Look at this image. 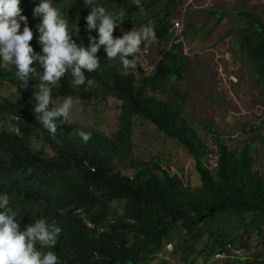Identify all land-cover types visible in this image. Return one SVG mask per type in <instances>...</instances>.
<instances>
[{"label": "trees", "instance_id": "16d2710c", "mask_svg": "<svg viewBox=\"0 0 264 264\" xmlns=\"http://www.w3.org/2000/svg\"><path fill=\"white\" fill-rule=\"evenodd\" d=\"M95 1L112 12L117 11L110 6L125 11L127 17L115 28L114 37L151 22L159 57L148 73L139 63L135 70H125L119 57L109 61L102 47L97 53L100 67L94 72L85 70V84H71L69 71L50 86L52 98L62 102L66 95L80 100L95 98L99 96L96 87L102 95L119 100V125L112 137L87 127L70 126L62 119L55 121L58 128L53 137L34 113L32 91L35 93L39 79L30 76L25 87L16 75L0 70V87L16 86L20 98L0 96V116L13 125V130L0 129V194H9L21 230L41 217L55 220L62 229L57 245L42 251H54L59 264H148L164 242H172L185 252L183 264H206L216 254L230 255L226 245L246 248L254 233L262 235L264 248V175L253 170L249 146L230 149L223 133L211 127L208 131L213 147L207 146L183 114L185 94L166 84L184 78V56L176 46H163L171 38L169 16L176 0H141L143 13L133 0ZM159 1L163 2L159 11L138 19ZM41 3L25 0L21 14L28 17ZM82 14L85 19L89 12ZM228 14L247 23L249 30L240 47L246 49L255 63L256 77L264 82V22L244 10ZM188 26L190 22L185 23ZM79 27V35L73 33L78 44L87 47L89 35L98 38V30L89 33L87 23ZM33 48L42 52L39 47ZM33 66L43 71L38 62ZM135 118L148 121L158 134L175 139L185 148L194 161L199 186L184 185L177 175L162 168L161 160L131 157ZM79 130L92 132L86 144L77 135ZM258 133L264 147V133ZM212 157L215 174L208 162ZM85 220L93 227H88ZM236 263L249 264L246 259ZM254 263L264 264V256L257 254Z\"/></svg>", "mask_w": 264, "mask_h": 264}, {"label": "rangeland", "instance_id": "374dc122", "mask_svg": "<svg viewBox=\"0 0 264 264\" xmlns=\"http://www.w3.org/2000/svg\"><path fill=\"white\" fill-rule=\"evenodd\" d=\"M24 1L20 0V7ZM162 1L138 19L142 20L159 11L163 6ZM50 2L69 21L70 33L78 34L79 25L87 23L82 13H90L91 8L86 6L85 0ZM94 4L102 5L95 0ZM175 6L169 19L171 24L178 21L180 27L169 32L171 35L173 32L181 35L191 51L186 55L180 51L184 56L181 60L184 78L180 81H167L166 84L185 94L183 114L194 126L202 142L210 148L213 147L212 134L208 131V127H211L223 133L230 149L239 150L244 144L248 145L254 159L253 170L264 175V147L257 136L258 132L264 133V82L256 77L255 63L246 49L240 47L243 36L249 30L247 23L233 14H228V11L244 10L252 12L264 22V0H176ZM110 8L117 12L121 10L120 7ZM105 9L112 12L111 9ZM126 17L125 13L124 19ZM41 20V17L33 14L28 16V25L34 33L30 43L42 51L37 29ZM186 22H190L191 26L185 27ZM23 27L21 22V33ZM163 46L166 47V44ZM158 57V47L153 43L140 51L138 63L148 73ZM3 69L16 77L17 69L14 65L0 68L1 71ZM96 88L100 90L99 87ZM96 88L93 90H97ZM27 89L31 90L30 86ZM16 90L14 85L3 84L0 87V96L18 100L20 98ZM99 90V96L82 99L74 104L67 123L112 137L118 129L121 102L110 94L102 95ZM32 94L34 95L33 91ZM56 98L58 103H62L58 97L54 99ZM3 127L13 130L12 123L2 120L0 116V129ZM132 141L131 157L149 162L161 160L164 163L162 168L171 175H177L184 185L191 188L199 186L193 159L175 139L158 134L148 121L135 118ZM208 162L211 172L215 174V158H209ZM116 210L120 211L119 207ZM262 240V235L254 233L247 240L246 248L226 246L230 255L212 258L214 260L206 264H237L239 259L255 264L257 254L264 256ZM201 246V243L197 244V251ZM194 254L188 256L187 261ZM152 256L148 264H183L187 258L185 252L175 248L172 242H164V247L155 250ZM196 263L201 264L200 261Z\"/></svg>", "mask_w": 264, "mask_h": 264}, {"label": "clouds", "instance_id": "9594fccd", "mask_svg": "<svg viewBox=\"0 0 264 264\" xmlns=\"http://www.w3.org/2000/svg\"><path fill=\"white\" fill-rule=\"evenodd\" d=\"M133 3L141 13L145 11L141 0H133ZM85 4L91 8L85 18L87 31L91 33L92 30H98V38L89 35L90 44L87 47L73 39L69 21L62 17L50 0H42L33 13L35 17L42 18L37 25L42 52L37 53L30 43L34 33L28 25V17L21 14L20 0H0V67L14 65L17 69L16 76L25 87L30 76L41 81L38 86L35 85L34 113L36 120L53 137L58 128L55 121L62 119V123L68 122L69 113L74 104L80 102V98L66 95L63 102L58 103L57 98H52L53 91L49 85H55L69 71L73 78L71 84H85V70L94 72L100 67L101 59L97 53L102 47L109 61L119 57L125 70H135L141 45L147 48L158 39L151 22L142 25L140 29L134 27L131 31H124L122 37H114L115 28L125 20V11L121 9L119 12H109L104 6L94 4V0H85ZM21 22L24 24L22 33ZM179 37L184 42L183 37ZM174 38L173 32L166 48L176 46L183 53L182 41L174 44ZM34 62H38L42 72L33 66ZM77 135L85 144L92 138L90 131L79 130ZM17 215V211L10 207L9 194H0V264H59L58 255L54 251H42L57 245L62 232L57 222H49L41 217L29 223L26 230H21Z\"/></svg>", "mask_w": 264, "mask_h": 264}, {"label": "built area", "instance_id": "2783aa9c", "mask_svg": "<svg viewBox=\"0 0 264 264\" xmlns=\"http://www.w3.org/2000/svg\"><path fill=\"white\" fill-rule=\"evenodd\" d=\"M180 26H179V22L178 21H174L173 23H172V25H171V30H173V31H175V30H177L178 28H179ZM174 39H173V43L174 44H178V43H180L181 41H182V38L181 37H179V34L178 33H174ZM179 41V42H178ZM182 51H183V53L184 54H189L190 53V51H191V47L189 46V45H187L185 42H183L182 41ZM259 114V113H258ZM16 130H17V128H15ZM85 223H86V225L88 226V227H90V228H92L93 227V225L91 224V223H89L88 221H86L85 220ZM101 230V229H100ZM102 231V230H101ZM227 246V248H230V245H226ZM169 247L171 248V244L169 245ZM223 255H225V253L224 252H222V253H220V254H216L215 256H214V259H217V258H220L221 256H223Z\"/></svg>", "mask_w": 264, "mask_h": 264}]
</instances>
